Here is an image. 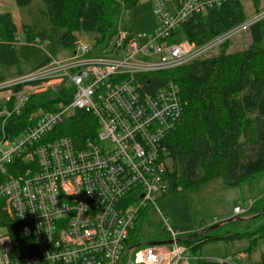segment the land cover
Masks as SVG:
<instances>
[{
	"label": "built area",
	"instance_id": "2783aa9c",
	"mask_svg": "<svg viewBox=\"0 0 264 264\" xmlns=\"http://www.w3.org/2000/svg\"><path fill=\"white\" fill-rule=\"evenodd\" d=\"M226 1L150 0L155 32L117 30L116 55H92L79 41L67 59L49 56L36 70L0 81V201L20 227L14 238L0 227L7 231L0 236V264H122L126 254L128 264H189L191 256L170 228V245L128 246L141 211L168 193L162 142L183 116L173 80L147 93L138 77L209 57L264 19L262 9L201 45L170 41L182 24ZM60 88L71 92L69 103L33 111L29 126L9 137L8 121L33 95ZM76 110L93 116L95 136L79 148L68 137L48 138ZM252 205L236 206L233 214L244 216Z\"/></svg>",
	"mask_w": 264,
	"mask_h": 264
},
{
	"label": "trees",
	"instance_id": "16d2710c",
	"mask_svg": "<svg viewBox=\"0 0 264 264\" xmlns=\"http://www.w3.org/2000/svg\"><path fill=\"white\" fill-rule=\"evenodd\" d=\"M13 1L19 8L27 7L34 1L42 3L44 9L39 11L40 16L60 33L59 44L71 51H74L81 35L93 34L96 46L107 35L111 41L124 13L133 10L139 2ZM245 19L240 1L227 0L220 8L195 15L182 24L173 32L170 41L187 40L201 45ZM17 31L11 13H0V42L14 41ZM248 33L250 43L242 51L226 53L227 42L215 56L173 70L138 77L144 84L142 90L147 93H152L169 80H173L180 89L183 116L162 142V157L170 159L172 163L171 169L166 172L168 194L200 189L218 178L227 187L236 188L264 173V19L252 25ZM96 46L92 47V55L96 54ZM70 100L71 92L65 88L33 95L22 113L8 121L9 137H14L29 126L28 117L33 111L39 108L55 111L60 102L67 104ZM97 129V123L90 113L76 110L48 138L68 137L79 148L87 139L95 136ZM263 209L264 198L252 205L247 215L252 217ZM242 223L229 222L220 227L224 231L219 235L203 234L180 244L186 247L187 252L196 253L200 245L208 241L223 240L229 244L246 241L247 245L240 252L251 255L264 244V214L244 222L245 231L238 230ZM0 227L7 228L13 238L20 229L16 221L7 217L1 201ZM133 230L129 233V247L139 245L129 244ZM190 234H182L178 238ZM194 260V264H219L199 257ZM251 264H264V251L259 260Z\"/></svg>",
	"mask_w": 264,
	"mask_h": 264
},
{
	"label": "rangeland",
	"instance_id": "374dc122",
	"mask_svg": "<svg viewBox=\"0 0 264 264\" xmlns=\"http://www.w3.org/2000/svg\"><path fill=\"white\" fill-rule=\"evenodd\" d=\"M239 1L246 18H251L256 10L264 9V0ZM41 9H44V5L37 1L30 3L27 7L19 8L13 0H0V13H11L18 29L14 45L0 42V81L19 78L36 70L46 63L49 56L62 60L72 55L73 51L65 49L59 44L60 33L48 20L40 16ZM156 24L150 0H139L133 10L124 13L118 30L129 35L152 34L155 32ZM94 37L93 34L81 35L79 41L87 42L91 47H94L96 46ZM34 39H39L40 43L32 44ZM112 40L113 37L109 41V35H107L102 42L97 44L96 54L116 55L111 52ZM249 43L250 37L247 30L228 42L225 52L231 54L242 51ZM221 48L212 52L209 57L217 55ZM166 165L170 170L172 163L168 158H166ZM263 198L264 173L250 183L242 184L236 188L227 187L223 180L218 178L200 189L187 190L179 194H158L155 206L148 204L141 211L130 236L129 244L166 241L170 237L167 228L179 235L201 231L232 217H239L233 214L234 207H246L250 201L254 205ZM246 215L239 218H249ZM239 222L243 223L238 230H247L244 224L246 221ZM223 231L224 229L219 227L206 234L219 235ZM6 233L5 229L0 228V236H4ZM246 245V241H234L232 244L223 240L208 241L201 244L196 253L188 251L187 255L190 257V254H193L200 259L227 260L229 264L233 262L256 263L261 252L264 251V244L260 245L251 255L240 252V249ZM144 246L142 245L140 248ZM195 257L191 256L189 264H194ZM122 264H128L127 254L124 256Z\"/></svg>",
	"mask_w": 264,
	"mask_h": 264
},
{
	"label": "water",
	"instance_id": "95a60500",
	"mask_svg": "<svg viewBox=\"0 0 264 264\" xmlns=\"http://www.w3.org/2000/svg\"><path fill=\"white\" fill-rule=\"evenodd\" d=\"M263 214H264V209L260 213L254 215L252 217H249V218L242 219V218H239V217H232V218H230L228 220H225V221H222V222H220L218 224H215L212 227L203 229V230L198 231V232H194V233H192V234H190L188 236H185L183 238H178L175 242L176 243H181L182 241L196 238V237L201 236L203 234L209 233L210 231L215 230V229H217V228H219V227H221V226H223V225H225V224H227V223H229L231 221H247V220H252V219H256V218L262 216ZM172 243H173V240H166V241H162V242H147V243H140L136 247H140L142 245H145V246H164V245H170Z\"/></svg>",
	"mask_w": 264,
	"mask_h": 264
},
{
	"label": "crops",
	"instance_id": "0c3cea01",
	"mask_svg": "<svg viewBox=\"0 0 264 264\" xmlns=\"http://www.w3.org/2000/svg\"><path fill=\"white\" fill-rule=\"evenodd\" d=\"M70 57V56H69ZM68 58V57H67ZM67 58H65V59H67ZM2 79V78H1ZM1 81H4V80H1Z\"/></svg>",
	"mask_w": 264,
	"mask_h": 264
},
{
	"label": "clouds",
	"instance_id": "9594fccd",
	"mask_svg": "<svg viewBox=\"0 0 264 264\" xmlns=\"http://www.w3.org/2000/svg\"><path fill=\"white\" fill-rule=\"evenodd\" d=\"M3 241H0V243H2Z\"/></svg>",
	"mask_w": 264,
	"mask_h": 264
}]
</instances>
